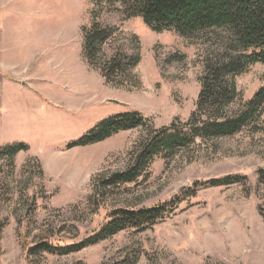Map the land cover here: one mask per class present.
I'll return each instance as SVG.
<instances>
[{"label": "rangeland", "instance_id": "obj_1", "mask_svg": "<svg viewBox=\"0 0 264 264\" xmlns=\"http://www.w3.org/2000/svg\"><path fill=\"white\" fill-rule=\"evenodd\" d=\"M119 9L107 3L97 8L93 0H0V147H29L13 167L0 158V219L8 220L0 233V264H123L135 257L136 264H264V114L258 131L250 127L230 138L198 141L168 161L156 158L147 181L116 194L106 191L97 205L90 201L94 179L124 170L147 132L137 128L87 146L68 145L126 112L149 118L155 129L186 123L195 111L208 48L174 31L153 32ZM94 11L103 25L121 31L103 47L107 57L112 48L139 46V87L107 84L88 65L85 30ZM236 81L248 101L264 86V65H252ZM227 176L244 180L202 186ZM179 198L171 214L144 232L122 231L66 256H33L23 248L26 230L29 248L45 239L78 244L108 221L111 209ZM20 220L29 227L20 229Z\"/></svg>", "mask_w": 264, "mask_h": 264}, {"label": "trees", "instance_id": "obj_2", "mask_svg": "<svg viewBox=\"0 0 264 264\" xmlns=\"http://www.w3.org/2000/svg\"><path fill=\"white\" fill-rule=\"evenodd\" d=\"M95 7L103 3L120 5L119 13L125 19L139 18L153 32L174 31L181 37L206 46L203 70L199 76L200 93L195 111L184 124L173 123L170 127L153 128L152 121L138 112H126L100 122L79 140L70 143L68 149L102 142L120 131L142 128L147 132L144 140L137 143L130 154L128 166L121 171L99 175L92 184V204L97 205L104 193L116 194L127 186L147 181L150 168L156 158L171 160L183 150L206 142L233 137L255 127L264 114V86L248 101H243L237 86V77L254 64L264 65V0H93ZM94 22L85 30V59L88 65L100 73L107 84L116 87L137 88L141 79L135 70L141 62L139 46L128 50L124 46L112 48L111 56L105 55L104 46H111L120 36L118 27L105 26L98 21L100 14L94 11ZM111 49V48H110ZM132 49V48H129ZM25 144H9L0 147V158H7L10 167ZM244 178L227 176L211 180L202 186L221 187L240 183ZM264 184V171L260 173ZM8 186V185H7ZM11 191V190H10ZM185 194L183 197H188ZM180 199V198H179ZM172 200L153 207L111 209L108 221L93 235L78 244L54 245L48 239L29 248L25 242L28 230L21 234L23 248L29 255L44 253L66 256L96 245L126 230L144 232L163 221L176 207ZM31 213L37 210V205ZM33 210V211H32ZM25 219V218H24ZM3 220V221H2ZM8 220L0 219V233ZM27 220H20V229ZM137 257L123 264H136ZM82 264V263H76Z\"/></svg>", "mask_w": 264, "mask_h": 264}]
</instances>
